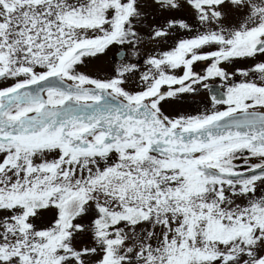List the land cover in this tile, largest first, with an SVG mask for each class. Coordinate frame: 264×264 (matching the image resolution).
<instances>
[{
	"label": "snow or ice",
	"instance_id": "6c2138e0",
	"mask_svg": "<svg viewBox=\"0 0 264 264\" xmlns=\"http://www.w3.org/2000/svg\"><path fill=\"white\" fill-rule=\"evenodd\" d=\"M0 264H264V0H0Z\"/></svg>",
	"mask_w": 264,
	"mask_h": 264
},
{
	"label": "flooded vegetation",
	"instance_id": "af4514ba",
	"mask_svg": "<svg viewBox=\"0 0 264 264\" xmlns=\"http://www.w3.org/2000/svg\"><path fill=\"white\" fill-rule=\"evenodd\" d=\"M202 70H203L202 67L197 68V71H202Z\"/></svg>",
	"mask_w": 264,
	"mask_h": 264
}]
</instances>
